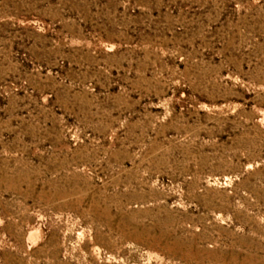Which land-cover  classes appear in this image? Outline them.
I'll return each instance as SVG.
<instances>
[{"label": "rangeland", "instance_id": "rangeland-1", "mask_svg": "<svg viewBox=\"0 0 264 264\" xmlns=\"http://www.w3.org/2000/svg\"><path fill=\"white\" fill-rule=\"evenodd\" d=\"M0 264H264V0H0Z\"/></svg>", "mask_w": 264, "mask_h": 264}]
</instances>
